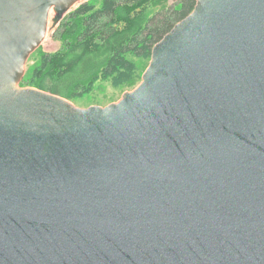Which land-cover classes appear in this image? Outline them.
<instances>
[{"label":"water","instance_id":"water-1","mask_svg":"<svg viewBox=\"0 0 264 264\" xmlns=\"http://www.w3.org/2000/svg\"><path fill=\"white\" fill-rule=\"evenodd\" d=\"M104 107L19 87L81 0H0V264H264V0H193Z\"/></svg>","mask_w":264,"mask_h":264},{"label":"trees","instance_id":"trees-1","mask_svg":"<svg viewBox=\"0 0 264 264\" xmlns=\"http://www.w3.org/2000/svg\"><path fill=\"white\" fill-rule=\"evenodd\" d=\"M95 1L69 10L56 31L64 41L62 51L40 52L38 65L19 87L69 101L90 92L98 79L114 89L132 87L141 80L136 60L148 62L153 46L195 6L193 0L172 8L160 6L166 0Z\"/></svg>","mask_w":264,"mask_h":264},{"label":"rangeland","instance_id":"rangeland-1","mask_svg":"<svg viewBox=\"0 0 264 264\" xmlns=\"http://www.w3.org/2000/svg\"><path fill=\"white\" fill-rule=\"evenodd\" d=\"M86 1H89L90 3L97 2L95 0H81L80 3H84ZM182 1L183 0H166L165 2L160 3V6L162 5L163 7L172 8ZM79 4L74 5L73 9ZM68 13L69 10L59 15L54 23L52 22L53 17L51 15H48L45 35L42 39L41 44L37 47L38 49L36 48L37 50L35 49L33 52H31L25 60L23 66L24 74L22 76V79H24V77L30 72L31 68L38 65V54L40 52L55 54L62 51L64 47V41L62 37H60L59 31H56L58 29L60 21H62V19L65 18ZM149 61L144 62L140 59L136 60V65L141 71V76L147 68ZM139 83L132 87L114 89L107 82H103L101 79H98L94 82L92 90L90 92L81 95L71 101H68L77 108H87L90 106L104 107L110 103L117 102L125 92L132 91Z\"/></svg>","mask_w":264,"mask_h":264}]
</instances>
